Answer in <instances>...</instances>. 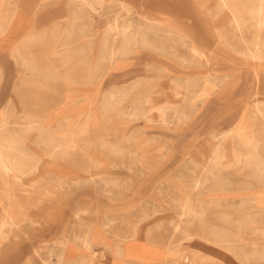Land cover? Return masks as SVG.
Wrapping results in <instances>:
<instances>
[{
    "label": "rangeland",
    "instance_id": "rangeland-1",
    "mask_svg": "<svg viewBox=\"0 0 264 264\" xmlns=\"http://www.w3.org/2000/svg\"><path fill=\"white\" fill-rule=\"evenodd\" d=\"M33 1L0 69L24 163L0 173V264L91 248L95 221L166 264H264V0Z\"/></svg>",
    "mask_w": 264,
    "mask_h": 264
},
{
    "label": "crops",
    "instance_id": "crops-1",
    "mask_svg": "<svg viewBox=\"0 0 264 264\" xmlns=\"http://www.w3.org/2000/svg\"><path fill=\"white\" fill-rule=\"evenodd\" d=\"M36 3L33 0H0V69L6 66V60L13 52L22 47L20 41L35 27ZM23 43V41H22ZM98 215L105 214L97 209ZM110 213H108L109 215ZM61 238V228L57 229V237ZM91 248L83 242L70 240L60 251L58 257H53L59 264L61 257L66 262H82L91 264V254L95 252V264H166L174 261L170 250L174 247L151 241L138 235L116 237L110 234L103 221H95L92 228ZM4 258L6 253H2ZM6 255V256H5ZM30 259V257H28ZM7 261V258L5 259ZM42 260H47L45 257ZM37 258L38 264H42ZM8 264V262L6 263Z\"/></svg>",
    "mask_w": 264,
    "mask_h": 264
},
{
    "label": "bare ground",
    "instance_id": "bare-ground-1",
    "mask_svg": "<svg viewBox=\"0 0 264 264\" xmlns=\"http://www.w3.org/2000/svg\"><path fill=\"white\" fill-rule=\"evenodd\" d=\"M262 2V1H261ZM101 3H102V0H101ZM264 4V3H263ZM263 12H264V5H262L261 6V8L259 9V11L257 12L258 14H263ZM1 16V15H0ZM262 20V22L264 21V19H261ZM1 23V22H0ZM114 30H116V29H114ZM113 30V31H114ZM126 31V30H125ZM28 39V38H27ZM187 45V44H186ZM113 54V53H112ZM112 56V55H111ZM185 61V60H184ZM75 67V66H74ZM259 75V74H258ZM161 79V78H160ZM164 89V88H163ZM162 90V89H161ZM166 90V89H165ZM162 92H164V91H162ZM186 95V94H185ZM185 95H184V97H185ZM150 97V96H149ZM182 100V99H181ZM149 103V102H148ZM258 104V103H257ZM259 105V104H258ZM166 106V105H165ZM143 109V108H142ZM161 110V109H160ZM142 113V112H141ZM187 113V112H186ZM179 114V113H178ZM183 114V113H182ZM176 115V114H175ZM6 118V117H5ZM7 119V118H6ZM1 122H3V121H1ZM5 122V121H4ZM3 122V123H4ZM22 125V124H21ZM0 139H2L1 137H0ZM248 146V145H247ZM248 149V148H247ZM20 154V153H19ZM252 154V153H251ZM246 155V154H245ZM249 155V154H248ZM7 157H8V152L4 149V145L2 144V142H1V140H0V173H7V172H10V171H21V172H23L24 171V166H23V161L21 160L20 162H19V164L17 165V166H15V165H13L12 163H11V161H9L8 159H7ZM251 157L252 156H250V159H251ZM256 157V156H255ZM254 158V157H253ZM257 158V157H256ZM255 160V159H254ZM257 160V159H256ZM216 163H218V162H216ZM250 163V162H249ZM255 163V162H254ZM214 168V167H213ZM212 171V170H211ZM26 172H28V171H26ZM205 178H207V177H205ZM206 180V179H205ZM14 193V192H13ZM13 197V196H12ZM261 197V196H260ZM195 211V209L193 210V212ZM201 217V216H200ZM3 226H5L4 224H2L1 226H0V236H1V234L3 233V231L4 230H2V227ZM215 230H217V229H215ZM213 235V234H212ZM230 238V237H229ZM11 248V247H10ZM187 259V258H186ZM182 264V263H181Z\"/></svg>",
    "mask_w": 264,
    "mask_h": 264
}]
</instances>
